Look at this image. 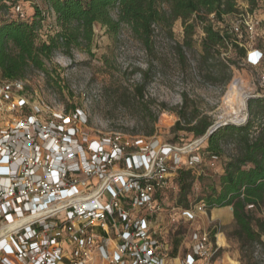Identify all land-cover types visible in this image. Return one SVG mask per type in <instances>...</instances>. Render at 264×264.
<instances>
[{
    "label": "built area",
    "instance_id": "obj_1",
    "mask_svg": "<svg viewBox=\"0 0 264 264\" xmlns=\"http://www.w3.org/2000/svg\"><path fill=\"white\" fill-rule=\"evenodd\" d=\"M11 14L28 20L19 3ZM252 15H238L231 31L257 36L260 22ZM263 58L257 48L245 52L250 67ZM86 123L78 109L42 118L22 80L0 81V264H214L221 246L218 240L213 246L209 233L194 234L189 251L172 259L153 226L160 193L198 158L182 162L181 149L119 133L92 138ZM208 210L200 202L182 209L181 217L191 221ZM253 247L264 264V240Z\"/></svg>",
    "mask_w": 264,
    "mask_h": 264
},
{
    "label": "rangeland",
    "instance_id": "obj_2",
    "mask_svg": "<svg viewBox=\"0 0 264 264\" xmlns=\"http://www.w3.org/2000/svg\"><path fill=\"white\" fill-rule=\"evenodd\" d=\"M18 3L28 15L27 22L34 19L36 10L42 13L44 29L40 32V39H44L48 32L53 33L55 18L45 0H0V24L16 21L11 9ZM236 3L240 14L246 12L245 2L236 0ZM252 16L260 22L257 36L249 40L244 33L242 37L237 34L235 40L245 45V52L251 47L264 53V1H259ZM207 21L215 30L223 32L232 30L239 17L225 16L222 22L208 17ZM93 31L90 53L80 50L68 56L56 52L51 61L45 62V72L29 70L26 73L22 81L31 107H37L42 118L60 111L72 114L74 110H80L87 120L86 132L92 138L119 133L126 138H143L158 146L170 145L181 149L185 151L180 155L182 162L189 157L198 158L197 165L191 169L195 179L185 198L180 191L177 172L168 188L159 195L161 224H153L159 246H168L169 257L177 254L183 257L191 246L192 236L207 232L213 246L216 240L221 246L214 264H262L253 256L254 244H242L233 235V219L229 222L214 219L208 211L196 214L191 221L181 217L185 204L193 209L204 202L208 186L218 185L226 153L212 160L205 153L207 145L203 142L198 150L189 154L186 150L199 138L173 127L177 121L184 124L178 112L188 119L203 117L211 126L215 124L226 112L223 99L236 75L248 81L250 97H259L264 87V58L258 67H250L245 62V53L240 56L228 48L227 51L221 49L220 55L203 62L200 59L203 37L198 28L190 46L183 47L180 55L178 45L183 40L180 21L173 24L171 37L156 28L148 48L135 40L126 28H121L117 35H111L106 28L96 24ZM227 59L234 64L225 70L220 61ZM140 88L143 97L137 96ZM251 99L247 100L246 119L239 126L249 118L248 103ZM224 148L228 150V147ZM230 207H223L228 215L232 213ZM254 216L264 222V207L254 212ZM262 238L264 240V236Z\"/></svg>",
    "mask_w": 264,
    "mask_h": 264
},
{
    "label": "trees",
    "instance_id": "obj_3",
    "mask_svg": "<svg viewBox=\"0 0 264 264\" xmlns=\"http://www.w3.org/2000/svg\"><path fill=\"white\" fill-rule=\"evenodd\" d=\"M246 12L252 14L261 0H242ZM264 1V0H262ZM54 15L56 29L52 34L43 31V16L36 10L30 23L22 21L0 24V75L3 80H22L29 70L45 72V62L51 61L56 52L71 56L74 51L90 53L94 38V25L106 28V32L117 35L126 28L130 35L144 47L152 43L156 28L172 36V27L180 21L183 28L182 44L189 47L196 28L201 32V54L203 62L220 55V50L232 48L242 56L233 31H218L207 21L210 15L216 22L225 16L239 15L236 0H45ZM225 70L234 64L230 59L221 60ZM138 97H143L142 88ZM164 109V108H163ZM248 120L240 126H225L206 137L205 153L212 160L225 155L223 174L218 185L208 186L204 203L209 209L232 207L235 223L233 235L242 244L260 242L264 236V222L254 216L264 207V91L259 97L249 100ZM177 121L174 130L192 133L196 138L206 136L211 123L206 118H185ZM224 147H228L225 151ZM200 148V147H199ZM191 169L177 170V181L185 198L194 181ZM251 206V209L248 207ZM185 208L188 205L185 204Z\"/></svg>",
    "mask_w": 264,
    "mask_h": 264
},
{
    "label": "bare ground",
    "instance_id": "obj_4",
    "mask_svg": "<svg viewBox=\"0 0 264 264\" xmlns=\"http://www.w3.org/2000/svg\"><path fill=\"white\" fill-rule=\"evenodd\" d=\"M250 91L248 81L242 76L236 75L223 99V106L226 112L218 118L217 122L226 124H240L244 122Z\"/></svg>",
    "mask_w": 264,
    "mask_h": 264
},
{
    "label": "crops",
    "instance_id": "obj_5",
    "mask_svg": "<svg viewBox=\"0 0 264 264\" xmlns=\"http://www.w3.org/2000/svg\"><path fill=\"white\" fill-rule=\"evenodd\" d=\"M231 211V210H230ZM211 213L212 218L214 219H221V220H226V221H231L233 219V214L231 213V215H228L227 212L223 211V208H219V209H209L208 213ZM232 212V211H231ZM215 213V217L213 216ZM161 217L158 216L157 218H155L153 220L154 224H161ZM234 220V219H233ZM235 224V223H234ZM263 239V238H262ZM191 245H192V241H191ZM189 251V250H188ZM187 251V252H188ZM172 259H180L182 258V256H180V254L175 255L174 257H171Z\"/></svg>",
    "mask_w": 264,
    "mask_h": 264
},
{
    "label": "water",
    "instance_id": "obj_6",
    "mask_svg": "<svg viewBox=\"0 0 264 264\" xmlns=\"http://www.w3.org/2000/svg\"><path fill=\"white\" fill-rule=\"evenodd\" d=\"M254 98V97H249V99ZM228 124L226 123H220V122H216L215 124H213L207 131L206 136L204 137V139L208 136H210L211 134H213L214 132H216L218 129L227 126ZM233 126H239V124H232ZM230 210L232 211V207H230Z\"/></svg>",
    "mask_w": 264,
    "mask_h": 264
}]
</instances>
